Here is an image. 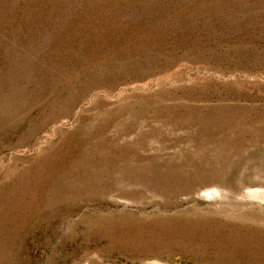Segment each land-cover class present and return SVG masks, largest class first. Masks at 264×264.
I'll list each match as a JSON object with an SVG mask.
<instances>
[{
  "label": "rangeland",
  "instance_id": "1",
  "mask_svg": "<svg viewBox=\"0 0 264 264\" xmlns=\"http://www.w3.org/2000/svg\"><path fill=\"white\" fill-rule=\"evenodd\" d=\"M0 264H264V0H0Z\"/></svg>",
  "mask_w": 264,
  "mask_h": 264
}]
</instances>
